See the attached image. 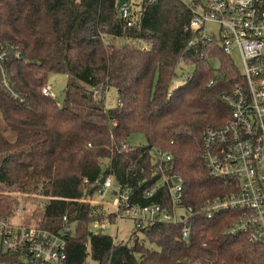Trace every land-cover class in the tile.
Masks as SVG:
<instances>
[{
	"label": "trees",
	"instance_id": "obj_1",
	"mask_svg": "<svg viewBox=\"0 0 264 264\" xmlns=\"http://www.w3.org/2000/svg\"><path fill=\"white\" fill-rule=\"evenodd\" d=\"M123 2L0 0V51L8 57L0 65V185L45 199L32 198L28 225L69 229L65 264H87L89 255L97 264H264L261 244L231 234L233 211L202 209L224 193L205 165L202 137L227 121L220 94L242 84V72L216 38L188 28L181 0H141L132 26L121 17ZM51 72L67 76L62 102L43 92ZM110 88L121 105L107 107ZM135 135L145 142L122 149ZM158 149L174 164L164 173L183 179L181 207L193 208L189 239L181 221L156 215L135 222L129 242L101 230L74 235L73 223L116 221L88 201L102 177L116 181L114 192L121 185L132 206L171 209ZM19 204V196L0 197V218L12 219ZM0 264L26 263L5 253Z\"/></svg>",
	"mask_w": 264,
	"mask_h": 264
},
{
	"label": "built area",
	"instance_id": "obj_2",
	"mask_svg": "<svg viewBox=\"0 0 264 264\" xmlns=\"http://www.w3.org/2000/svg\"><path fill=\"white\" fill-rule=\"evenodd\" d=\"M181 1L191 15L188 28L201 29L202 35L211 40L214 36L205 32V25L207 22L218 23L222 49L230 56L231 48L236 49L243 64L242 84H236L231 90L220 94V100L230 109V116L222 126L207 127L202 137L205 165L224 190L222 195L207 202L202 209L208 216L213 211H233L236 217L231 234L246 235L248 240L264 247V0ZM134 9L136 7L132 8L131 0H124L120 7L121 17L128 26L133 25ZM7 58V54L0 51V65ZM213 83L210 81L209 84ZM43 92L50 94L48 87ZM117 102L121 105L120 100ZM131 147L128 141L121 143L122 149ZM158 154L166 162V165L159 163L158 166V172L162 174L159 184L168 189L171 209L160 205L132 206L128 192L120 185L115 186L112 212L116 221L130 218L142 224L148 219L146 215L151 218L156 215L158 220L171 223L181 221L184 224V238L189 239L191 229L188 220L193 208L183 206L185 213L179 218L175 214V210L182 206L183 179L179 175L165 174L164 168L172 170L174 164L168 162L171 159L168 153L158 149ZM113 181L110 176L105 177L103 183L99 181L97 194L103 196L112 189ZM155 190L156 185L149 187L146 194L152 196ZM90 200L92 202L89 197ZM105 221L107 219L95 221L92 226L99 228ZM67 230L66 227L61 232H52L39 226L0 218V254H19L26 264H65Z\"/></svg>",
	"mask_w": 264,
	"mask_h": 264
},
{
	"label": "rangeland",
	"instance_id": "obj_3",
	"mask_svg": "<svg viewBox=\"0 0 264 264\" xmlns=\"http://www.w3.org/2000/svg\"><path fill=\"white\" fill-rule=\"evenodd\" d=\"M141 0H131V6L132 8L138 7V4ZM205 32L208 34H211L219 40V33H220V27L218 23L215 22H207L205 25ZM221 44L220 42H218ZM231 57L233 58V61L235 63L236 68L242 72L243 71V64L240 57L239 52L231 48ZM212 64L214 68H219L220 61L218 59L213 60ZM193 68V67H192ZM67 84V76L64 73H56L51 72L49 73L48 80H47V87L50 90V93L60 102L64 99V89ZM118 99V92L110 88L106 92V105L109 108L115 107L117 104ZM1 121V117H0ZM132 145H139L145 142V139L142 135H135L130 139ZM114 185H116V181H113ZM4 196H19L20 197V204L18 208L15 210L14 215L12 216V220L14 223L18 224H32V211L36 208V205H34L31 200L34 197L35 199L45 201V199L41 196H38L37 194H26L21 193L18 191H9L2 185H0V197ZM115 192L112 189L107 190L103 196H100L95 191L92 195V202L91 200L88 201L93 204H100L102 207L107 209L108 213H112V208L114 205L115 200ZM185 213V209L183 207H178L175 210L176 216L179 218ZM136 228V223L134 222V219L130 218H121L119 221H113L109 222L108 220L105 221L103 224L101 223L99 228H94L91 224L86 227L83 223H73L70 226V230L72 233L76 236H81L83 233L90 232V233H96L99 232V230L102 231L104 234H108L113 237L114 241L116 243L118 242H129L130 237L133 233V230ZM87 264H97L95 262L91 255L87 257Z\"/></svg>",
	"mask_w": 264,
	"mask_h": 264
},
{
	"label": "water",
	"instance_id": "obj_4",
	"mask_svg": "<svg viewBox=\"0 0 264 264\" xmlns=\"http://www.w3.org/2000/svg\"><path fill=\"white\" fill-rule=\"evenodd\" d=\"M126 42V40L123 39L122 43L124 44ZM105 181V177H102L100 180V183H103Z\"/></svg>",
	"mask_w": 264,
	"mask_h": 264
}]
</instances>
